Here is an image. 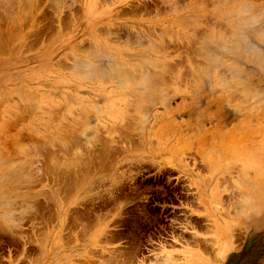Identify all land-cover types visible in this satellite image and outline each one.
Segmentation results:
<instances>
[{
    "label": "rangeland",
    "instance_id": "rangeland-1",
    "mask_svg": "<svg viewBox=\"0 0 264 264\" xmlns=\"http://www.w3.org/2000/svg\"><path fill=\"white\" fill-rule=\"evenodd\" d=\"M4 1L0 240L49 207L16 264H264V0Z\"/></svg>",
    "mask_w": 264,
    "mask_h": 264
},
{
    "label": "flooded vegetation",
    "instance_id": "flooded-vegetation-1",
    "mask_svg": "<svg viewBox=\"0 0 264 264\" xmlns=\"http://www.w3.org/2000/svg\"><path fill=\"white\" fill-rule=\"evenodd\" d=\"M148 177L146 176L142 179L144 182H148ZM154 180V179H153ZM146 187H151L148 185ZM158 189V186L152 187V190ZM28 207L26 211L29 214L24 216V219L21 221L20 230L17 232L15 231L13 234L15 236L10 235L9 233L1 232V240H0V264H16L23 260H29L30 256L34 251H36V244L32 241L39 233V229L42 227V219L43 214L48 213L49 207L44 210L42 205H34ZM174 209H177V206H170ZM21 209V207H19ZM35 211L36 214H35ZM39 212V215H38ZM174 211H168V213H173ZM167 221V219H164ZM17 232V233H16ZM20 234L23 237V240L17 239L16 236Z\"/></svg>",
    "mask_w": 264,
    "mask_h": 264
},
{
    "label": "bare ground",
    "instance_id": "bare-ground-1",
    "mask_svg": "<svg viewBox=\"0 0 264 264\" xmlns=\"http://www.w3.org/2000/svg\"><path fill=\"white\" fill-rule=\"evenodd\" d=\"M3 1H4V0H0L1 4H2ZM17 1H19V0H17ZM27 1H28V0H27ZM37 1H38V0H37ZM172 1H174V0H172ZM195 1H196V0H195ZM195 1H194V2H195ZM198 1H199V0H198ZM217 1H218V0H217ZM4 2H5V1H4ZM15 2H16V1H15ZM20 2H21V1H20ZM52 2H53V1H52ZM165 2H166V1H165ZM200 2H201V1H200ZM222 2H223V0H222ZM23 3H24V2H23ZM203 3H204V2H203ZM205 3H206V2H205ZM217 3H218V2H217ZM18 4H19V3H18ZM25 4H26V3H25ZM33 4H34V3H33ZM35 4H36V3H35ZM168 4H169V3H168ZM168 4H167V5H168ZM170 4H171V3H170ZM172 4H173V3H172ZM201 4H202V3H201ZM3 5H4V4H3ZM163 5H165V4H163ZM242 5H244V4H241V6H242ZM4 6H5V5H4ZM6 6H7V5H6ZM6 6H5V7H6ZM8 6H10V5H8ZM8 6H7V7H8ZM11 7H12V6H11ZM170 7H171V6H170ZM180 7H181V6H180ZM239 7H240V6H239ZM245 7H248L247 4L245 5ZM22 8H23V7H22ZM22 8H21V9H22ZM27 9H28V8H27ZM237 9H238V8H237ZM237 9H235V11L238 12ZM242 9L245 10V8H242ZM246 9H247V8H246ZM32 10H33V9H32ZM174 10H176V9H174ZM249 10H250V9H249ZM249 10H248V11H249ZM8 11H9V8H8ZM28 11H29V9H28ZM239 11L242 12L241 9H239ZM245 11H246V10H245ZM1 12H2V11H1ZM240 12H238V13L240 14ZM246 12H247V11H246ZM259 12H260V11H259ZM3 13H4V12H3ZM9 13H10V12H9ZM205 13H206V12H205ZM230 13H231V12H230ZM233 13H234V12H233ZM30 14H31V13H30ZM254 14H256V13H254ZM257 14H258V13H257ZM4 15H5V14H4ZM19 15H20V14H19ZM251 15H252V16L249 17V18H250V21H252L251 19L254 18L253 16L257 17V15H253V14H251ZM231 16L233 17V16H238V15H236V12H235V15H232V13H231V15L229 16L230 19H231ZM259 16H262V15H259ZM31 17H32V16H31ZM8 18H9V17H8ZM12 18H13V16H12ZM27 18H28V17H27ZM245 18H246V17H245ZM9 19H10V18H9ZM13 19H14V18H13ZM228 19H229V18H228ZM241 19H243V18H241ZM197 20H198V19H197ZM7 21H8V20H7ZM235 21H236V20H235ZM239 21H240V23L243 22V25L245 26V24H246L247 21H249V20L246 21L245 19H243V21H242V20H240V19L238 18V22H237V21H236V22L239 24ZM244 21L246 22L245 24H244ZM253 21H254V20H253ZM194 22H195V21H194ZM0 23H1V22H0ZM254 23H255V22H254ZM235 24H236V23H235ZM2 25H3V24H2ZM241 25H242V24H241ZM249 25H250V24H249ZM238 26H239V25H238ZM244 26H243V27H244ZM246 26H247V24H246ZM234 27H235V26H234ZM240 27H242V26H240ZM226 28L228 29V27H226ZM237 28H238V27H237ZM223 30H224V29H223ZM237 30H238V29H237ZM0 31H1V29H0ZM208 31H209V29H208ZM262 32H263V31H262ZM3 34H4V33H3ZM235 34H236V33H235ZM239 34H240V33H239ZM239 34H238V35H239ZM255 34H256V33H255ZM207 35H208V34H207ZM242 36H243V35H242ZM263 36H264V35H263ZM225 37H226V36H225ZM238 37H239V36H238ZM238 37H237V38H238ZM240 37H241V36H240ZM240 37H239V38H240ZM226 38H227V37H226ZM243 39H244V38H243ZM259 39H260V38H259ZM0 40H1V39H0ZM217 40H218V39H217ZM240 41H241V40H240ZM217 43H218V42H217ZM233 44H234V42H233ZM244 44H245V43H244ZM0 46H1V44H0ZM222 46H223V45H222ZM153 47H154V45H153ZM161 47H162V46H161ZM220 47H221V46H220ZM224 47H225V46H224ZM148 48H149V47H148ZM221 48H222V47H221ZM234 48H235V47H234ZM245 48H246V47H245ZM0 49H1V48H0ZM150 49H151V48H150ZM214 49H215V48H214ZM242 49H243V48H242ZM157 50H158V49H157ZM91 51H93V50H91ZM246 54H247V52H246ZM206 56H207V55H206ZM206 56H205V57H206ZM212 56H213V55H212ZM212 56H211V57H212ZM206 58H207V57H206ZM209 58H210V57H209ZM215 58H216V57H215ZM144 59H145V58H144ZM207 59H208V58H207ZM149 60H150V59H149ZM210 60H212V59L210 58ZM144 61H145V60H144ZM150 62H151V61H150ZM152 62H153V61H152ZM152 62H151V63H152ZM218 62H219V61H218ZM159 64H161V63H159ZM116 65H117V64H116ZM84 66H85V65H84ZM155 66L157 67L158 65H155ZM133 67H134V66H133ZM164 67H165V66H164ZM117 68H118V67H117ZM81 69H82V67H81ZM79 70H80V69H79ZM114 70H115V68H114ZM137 70H138V69H137ZM137 70H136V71H137ZM160 70H161V69H160ZM162 70H163V68H162ZM162 70H161V72H162ZM164 70H165V69H164ZM87 71H88V70H87ZM116 71H117V70H116ZM84 72H85V70H84ZM104 72H105V71H104ZM117 72H118V71H117ZM119 72L121 73L120 70H119ZM131 72H132V71H131ZM107 73H108V72H107ZM146 73H147V72H146ZM89 74H90V73H89ZM98 74H99V73H98ZM103 74H104V73H103ZM109 74H110V73H109ZM117 74H118V73H117ZM131 74H132V73H131ZM142 74H143V73H142ZM86 75H87V74H86ZM111 75H112V74H111ZM118 75H119V74H118ZM123 75H124V74H123ZM132 75H135V74H132ZM140 75H141V74H140ZM160 75H161V74H160ZM120 76H121V74H120ZM125 76H126V75H124V77H125ZM150 76H151V75H150ZM122 77H123V76H122ZM122 77H121V78H122ZM127 77H128V75H127ZM146 77H147V76H146ZM146 77H145V79H146ZM125 78H126V77H125ZM128 78H129V77H128ZM128 78H127V79H128ZM131 78H133V77L131 76ZM139 78H141V76H140ZM142 78H143V77H142ZM117 79H119V78H117ZM127 79H126V80H127ZM136 79H137V78H136ZM147 79H150V78L148 77ZM122 80H123V79H122ZM132 80H133V79H132ZM132 80H131V81H132ZM142 80H143V79H142ZM133 81H134V80H133ZM127 82H128V81H127ZM127 82L124 81L123 83H127ZM137 82H138V81H137ZM144 82H146V81H144ZM130 83H131V82H130ZM146 83H147V82H146ZM120 84H121V83H120ZM140 84H141V83H140ZM148 85H149V84H148ZM131 92H132V91H131ZM137 95H138V94H137ZM134 102H135V101H134ZM127 139H128V138H127ZM125 140H126V139H125ZM128 140H129V139H128ZM30 146H31V145H30ZM65 147H66V146H65ZM86 149H87V148H86ZM0 150H1V149H0ZM20 150H21V149H20ZM32 150H33V149H32ZM30 151H31V150H30ZM24 152H25V151H24ZM39 152H40V151H39ZM41 152H42V151H41ZM6 154H7V153H6ZM20 154H21V153H20ZM33 155H34V154H33ZM47 156H48V155H47ZM57 156H58V155H57ZM38 157H39V156H38ZM48 157H49V156H48ZM51 157H52V156H51ZM28 158H29V157H28ZM1 159H2V158H1ZM3 159H4V158H3ZM33 159H34V158H33ZM33 159H32V160H33ZM36 159H37V158H36ZM16 160H17V159H16ZM35 161H36V160H35ZM65 161H66V160H65ZM74 163H75V162H74ZM79 164H80V163H79ZM10 165H11V164H10ZM24 165H25V164H24ZM52 165H53V164H52ZM67 165H68V164H67ZM90 165H91V164H90ZM4 166H5V164H4ZM8 166H9V165H8ZM17 166H18V165H17ZM31 166H32V165H31ZM31 166H30V167H31ZM6 167H7V166H6ZM18 167H19V166H18ZM30 167H29V169H30ZM73 167H74V166H73ZM77 168H78V167H77ZM59 169H60V168H59ZM73 169H74V168H73ZM80 169H81V168H80ZM13 170H14V169H13ZM19 170H20V169H19ZM82 170H84V169H82ZM82 170H81V171H82ZM21 171H22V169H21ZM21 171H20V172H21ZM39 171H40V170H39ZM39 171H38V173H39ZM56 171H57V170H56ZM56 171H55V172H56ZM70 171H71V169H70ZM74 171H75V170H74ZM86 171H87V170H86ZM36 172H37V171H36ZM71 172H72V171H71ZM84 172H85V171H84ZM10 173H12V172H10ZM65 173H66V172H65ZM69 173H70V172H69ZM12 174H14V177L17 176V178L15 177V179H13V178H14V177H13V178L11 179L12 181L9 179V181H11V182L8 181V182H7V186H10V185L13 186V185H14V187H15L16 189H18L17 187H21V186L23 185V183H24L25 180H26L27 183L32 184V180H31V179H30V180H27V179H29V178H26V176H24V177H25V180L23 179L24 181H22V179H21L22 176L20 177V174H19L18 171H17L16 173L13 172ZM28 174H30V173H28ZM31 174H32V173H31ZM43 174H44V173H43ZM71 174H72V173H71ZM21 175H23V174H21ZM44 175H45V174H44ZM49 175H50V174H49ZM53 175H54V174H53ZM63 175H64V174H63ZM63 175H61V176H63ZM72 175H73V174H72ZM72 175H71V176H72ZM1 176H2V173H1ZM55 176H56V175H55ZM58 176H59V175H58ZM78 176H79V174H78ZM24 177H22V178H24ZM27 177H30V176H27ZM32 177H33V176H32ZM32 177H30V178H32ZM73 177H74V176H73ZM2 178H3V176L0 178V181H1V182H2V180H4V178H3V179H2ZM64 178H65V177H64ZM77 178H78V177H77ZM1 179H2V180H1ZM6 179H7V178H6ZM35 179H38V178L36 177ZM53 180H54V179H53ZM60 180H61V178H60ZM77 180H78V179H77ZM21 181L23 182L22 184H20ZM33 181H34L35 184H36V181H35L34 179H33ZM39 181H40V180H39ZM71 181H72V180H71ZM3 182H4V181H3ZM3 182H2V183H3ZM5 182H6V181H5ZM5 182H4V183H5ZM4 183H3V184H4ZM9 183H10V184H9ZM11 183H12V184H11ZM24 184H25V183H24ZM75 184H76V183H75ZM27 185H28V184H27ZM7 186H6V187H7ZM30 187H31V186H30ZM30 187L28 186V188H30ZM57 187H58V186H57ZM67 187H68V186H67ZM12 188H13V187H12ZM22 188H24V185L22 186ZM26 188H27V187H26ZM28 188H27V189H28ZM9 189H11V187H10ZM20 189H21V188H20ZM7 190H8V189H7ZM5 191H6V190H5ZM12 191H14V190H12ZM54 191H56V190H54ZM51 192H52V191H51ZM51 192H49V193H51ZM52 193H53V192H52ZM10 194H11V193H10ZM12 194H13V193H12ZM23 194H25V193H23ZM57 194H58V193H57ZM5 195H6V194H5ZM14 195H15V194H14ZM26 195H27V194H26ZM33 195H34V194H33ZM39 195H41V194L36 195V197L39 196ZM53 195H55V193H54ZM34 196H35V195H34ZM55 196H57V195H55ZM0 197H1V195H0ZM4 197H5V196H4ZM4 197H3V198H4ZM22 197H24V199H25V197H28V195H27V196L22 195ZM29 197H30V195H29ZM34 198H35V197H34ZM37 198H38V197H37ZM53 198H54V197H53ZM4 199H5V198H4ZM22 199H23V198H22ZM28 199H29V198H28ZM30 199L33 200V198H30ZM248 200H249V199H248ZM25 201H26V200H25ZM4 202H9V201L6 200V201H4ZM38 203H39V202H38ZM253 203H254V202H253ZM36 204H37V202H36ZM6 205H7V204H6ZM245 205H246V203H245ZM249 205H250V204H249ZM252 206H253V205H252ZM12 207H13V206H12ZM30 208H31V207H30ZM248 208H250V207H248ZM19 211H20V210H19ZM27 212H28V211H26V214H27ZM22 213H23V212H22ZM24 213H25V212H24ZM20 214H21V213H20ZM5 216H8V217H9L8 214H6ZM20 216H21V215H20ZM22 216H25V215L22 214ZM20 219H23V218L21 217ZM19 221H20V220H19ZM14 222H15V221H14ZM17 225H18V224H17ZM15 227H16V226H15ZM7 228H9V227H7ZM16 228H18V227H16ZM19 228H20V227H19ZM13 229H15V228H13ZM20 229H21V228H20ZM7 230H8V229H7ZM9 231H10V230H9ZM16 231H17V229H16ZM18 231H19V230H18ZM16 233H17V232H16ZM13 235H14V234H13ZM17 236H18V237H17ZM17 236H16L17 239H18V238L21 239V237H22V236H20V235H17Z\"/></svg>",
    "mask_w": 264,
    "mask_h": 264
}]
</instances>
